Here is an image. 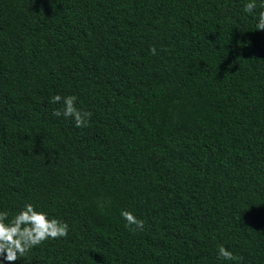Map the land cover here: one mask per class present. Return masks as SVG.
Masks as SVG:
<instances>
[{
  "label": "trees",
  "instance_id": "trees-1",
  "mask_svg": "<svg viewBox=\"0 0 264 264\" xmlns=\"http://www.w3.org/2000/svg\"><path fill=\"white\" fill-rule=\"evenodd\" d=\"M246 2L0 0V209L69 224L11 264H264V30ZM56 93L86 127L53 115Z\"/></svg>",
  "mask_w": 264,
  "mask_h": 264
},
{
  "label": "clouds",
  "instance_id": "clouds-1",
  "mask_svg": "<svg viewBox=\"0 0 264 264\" xmlns=\"http://www.w3.org/2000/svg\"><path fill=\"white\" fill-rule=\"evenodd\" d=\"M258 10V11H257ZM243 12L255 20L257 30H264V0H247ZM152 55L157 54L155 47L149 48ZM50 102L61 104L62 108L54 110L53 115L71 118L76 128L86 127L90 113L77 107L78 97L74 94L51 96ZM120 216L125 227L132 231L143 230L145 221L138 218L131 210H121ZM69 224L50 213L38 208L31 202H24L19 209L10 214L0 209V264H11L41 245L45 241H53L67 237ZM217 259L224 262L236 261L239 258L225 245L217 248Z\"/></svg>",
  "mask_w": 264,
  "mask_h": 264
}]
</instances>
